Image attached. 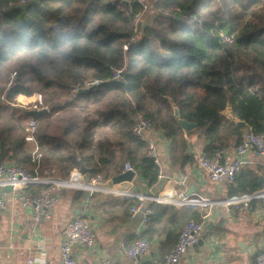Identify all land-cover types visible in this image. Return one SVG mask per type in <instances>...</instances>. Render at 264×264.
Returning a JSON list of instances; mask_svg holds the SVG:
<instances>
[{
	"label": "trees",
	"instance_id": "trees-1",
	"mask_svg": "<svg viewBox=\"0 0 264 264\" xmlns=\"http://www.w3.org/2000/svg\"><path fill=\"white\" fill-rule=\"evenodd\" d=\"M130 1L40 0L12 8L17 0H0L1 158L65 180L80 161L90 178L131 164L152 184L160 170L133 134L138 116L166 133L172 154L187 144L180 120L196 124L188 136L208 142V156L240 144L247 127L264 131V0H150L137 31L139 6ZM14 72L19 78L10 84ZM90 82L98 85L87 91ZM36 92L51 108L38 120L37 161L26 140L32 118L17 106ZM239 187L261 189L257 180L249 190L241 181ZM152 208L150 223L168 212L175 240L178 229L201 220L189 209Z\"/></svg>",
	"mask_w": 264,
	"mask_h": 264
},
{
	"label": "crops",
	"instance_id": "crops-1",
	"mask_svg": "<svg viewBox=\"0 0 264 264\" xmlns=\"http://www.w3.org/2000/svg\"><path fill=\"white\" fill-rule=\"evenodd\" d=\"M28 101V97L20 96L19 103ZM156 130L149 136L158 145L164 165L155 183H149L136 172L128 190H120L118 185L108 187L107 184L117 176L111 171L102 176L107 182L105 189L92 190L91 182L96 176L90 178L87 174L83 175L82 182L78 184L71 180L73 174L80 172L78 169L71 172L68 180L57 175L43 178L37 175L47 179V182L30 186L27 193L40 195L51 192L59 197L52 218L39 222L33 219L31 209L12 202L9 193L0 187V196L7 193L8 202L0 223V264H28L32 259L35 264H60L65 229L77 216L90 220L96 238L91 249L84 248L80 243L73 246L79 264H100L104 260L112 264H164L165 257L175 244V235L170 236L169 231L176 224H172L168 212L156 222L150 223V217L148 222H144L143 213L146 210L150 209L154 214L153 204L173 206L178 215L181 210L189 209L188 214L200 216V221L205 223V233L200 242L188 251L179 264H255L256 255L264 249V212L258 209L250 214H226L214 202L248 194L240 191V181L249 190L250 184L257 180L261 185L259 192L264 193L261 167L258 164L246 166L235 184L226 180L213 183L198 163L199 157L206 155L208 142L188 136V132L184 131L186 148L182 149L183 153L172 154V140L163 130ZM231 147L233 145L224 148ZM180 154L190 159L197 157V160L186 161ZM193 186L198 187V191L187 196ZM137 193L168 199L171 203L159 204L147 200L144 210L132 218L130 208L137 202L132 196ZM182 197L188 201L181 202ZM204 199L212 202L213 206L203 208L201 203ZM158 212L163 213L161 210ZM180 232L181 229H178L176 235ZM142 239L151 243L150 252L136 259L128 258L124 249Z\"/></svg>",
	"mask_w": 264,
	"mask_h": 264
},
{
	"label": "built area",
	"instance_id": "built-area-1",
	"mask_svg": "<svg viewBox=\"0 0 264 264\" xmlns=\"http://www.w3.org/2000/svg\"><path fill=\"white\" fill-rule=\"evenodd\" d=\"M136 1L139 6V12L134 17V24L137 27L141 25L143 16L150 10V0H131L132 3ZM40 0H17L12 4V8L27 7L32 4H38ZM122 3V0H112V3ZM135 36L132 37V41ZM128 44H125L124 49L128 50ZM115 79L121 77V71L115 70ZM11 81L18 80L19 76L16 72L11 75ZM98 85V82H90L86 88ZM29 101L23 110H44L50 111V108L44 104L43 96L41 94H34L28 97ZM28 104L29 105L28 107ZM38 127V121L31 119L28 126V135L26 140L33 144L34 160L40 157V150L37 143L35 132ZM157 131L149 120L142 116L135 119L133 127L134 136L146 147V156L154 162L159 168L160 172L163 169V161L158 145L150 138L149 134ZM199 166L208 174V177L213 183H220L224 180L230 184H235L239 176L242 174L246 166L258 164L264 172V131H255L247 127L242 141L237 146L231 148H216L213 153L202 155L198 160ZM129 171H133L134 167L131 164H126L118 175H124ZM47 182V179H42L37 175L28 172L17 162H10L0 157V187H12V192L8 195L12 202L20 204L24 208L31 209L33 219L36 222L42 219H51L54 209L59 202V197L51 192H42L40 195L27 193V190L32 185ZM106 180L101 176H96L91 182L92 190H103L106 186ZM7 193L0 196V223L3 220L7 210ZM137 200L136 204L131 206L130 215L135 218L145 208L147 200L153 203L169 204L168 199L159 197H149L143 193H137L132 196ZM187 198L182 197L181 202H187ZM260 202L259 204H257ZM203 208H208L212 204L208 199L202 200ZM215 205L220 206L223 212L230 214L233 212L252 213L258 209L264 212V193L255 192L251 194H244L240 196H231L224 200L214 202ZM213 206V205H211ZM258 210V211H259ZM144 222H148V218L152 215V211L146 210L143 213ZM205 233V223L202 221H190L181 230L180 234L175 240V244L170 253L165 257L164 264H179L182 258L188 251L194 248L201 240ZM95 232L92 228L91 222L88 218L77 216L71 220L64 233V241L60 247V264H79L76 259L73 246L80 243L84 248L91 249L95 245ZM151 250V243L142 239L133 245L124 249V254L130 259H136L147 255ZM28 264H35V260H29ZM100 264H112L109 260H104ZM256 264H264V249L256 255Z\"/></svg>",
	"mask_w": 264,
	"mask_h": 264
},
{
	"label": "water",
	"instance_id": "water-1",
	"mask_svg": "<svg viewBox=\"0 0 264 264\" xmlns=\"http://www.w3.org/2000/svg\"><path fill=\"white\" fill-rule=\"evenodd\" d=\"M130 6L131 7L138 6V3L136 1H133L132 3H130ZM95 88L96 87L93 86V87L87 89V91L94 90ZM49 113H50V111L47 109L40 110V111L25 110L26 115L30 116L32 119L37 120V121L42 116L47 115ZM175 116L179 117L178 109L175 110ZM180 124H181L183 130L186 132H190L196 128V124L190 123V122L185 121V120H180ZM241 125L244 126L245 124L241 123ZM80 165H81L80 172L78 174H73L71 177V180L77 184L81 183L82 182V176L86 175L89 172V169L84 166V163L82 161H80ZM135 175L136 174L133 171H129L124 175H117L107 184V186L111 187L112 185H118V189L126 191L132 186V182L135 178ZM198 189L199 188L198 187L195 188V186L191 187L190 192L187 194V196H189L192 193H195V190L198 191ZM3 190L7 193H11L13 189L11 186H6L3 188Z\"/></svg>",
	"mask_w": 264,
	"mask_h": 264
},
{
	"label": "rangeland",
	"instance_id": "rangeland-1",
	"mask_svg": "<svg viewBox=\"0 0 264 264\" xmlns=\"http://www.w3.org/2000/svg\"><path fill=\"white\" fill-rule=\"evenodd\" d=\"M86 89H89V88H86ZM34 94H40V93H34ZM47 97V95H43V99L44 98H46ZM63 99V98H62ZM20 102V97L18 98V107H20V108H23V106H25V104H27V103H19ZM48 104H49V102H47ZM29 105H31V104H28V107H29ZM49 108H50V106L49 105H47ZM50 110H51V108H50ZM67 112H70L71 113V111H67ZM67 112H64V113H62V114H60V115H58L56 118H54V120H51V122H53L54 124H56L57 122H58V119L59 118H61V117H63V116H65L66 114H68ZM72 112H74V111H72ZM75 112H78V111H75ZM49 120V121H50ZM30 122H31V120H28L27 121V123H28V126H29V124H30ZM48 122V121H47ZM41 126V125H40ZM53 128H55V127H53ZM100 134H103V133H105L106 131L105 130H100V131H98ZM98 133V134H99ZM28 148L29 149H31V150H34V148H33V146L31 145V144H29L28 145ZM35 161H37V160H35ZM22 167L23 168H25L28 172H32L34 169L33 168H29V167H27L26 165H24V164H22Z\"/></svg>",
	"mask_w": 264,
	"mask_h": 264
}]
</instances>
